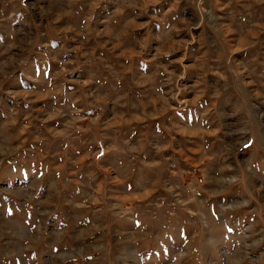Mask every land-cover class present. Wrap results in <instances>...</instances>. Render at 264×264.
<instances>
[{"label": "rangeland", "instance_id": "obj_1", "mask_svg": "<svg viewBox=\"0 0 264 264\" xmlns=\"http://www.w3.org/2000/svg\"><path fill=\"white\" fill-rule=\"evenodd\" d=\"M0 264H264V0H0Z\"/></svg>", "mask_w": 264, "mask_h": 264}]
</instances>
